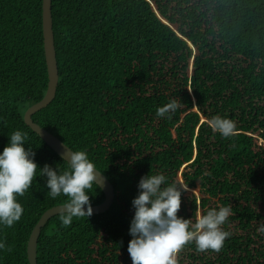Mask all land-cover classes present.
<instances>
[{
    "label": "trees",
    "instance_id": "obj_1",
    "mask_svg": "<svg viewBox=\"0 0 264 264\" xmlns=\"http://www.w3.org/2000/svg\"><path fill=\"white\" fill-rule=\"evenodd\" d=\"M57 85L32 120L73 151L84 150L111 183L110 206L63 227L40 228L36 264H132L127 251L140 178L188 184L177 216L232 206V235L219 253L184 246L178 264H264V0H51ZM42 0H0V152L17 130L35 153L37 176L24 213L0 224V264H29L26 244L42 213L67 197L48 195V164L67 163L23 120L47 87ZM172 99L171 119L156 110ZM237 124L223 138L204 121ZM91 205L104 193L93 186Z\"/></svg>",
    "mask_w": 264,
    "mask_h": 264
},
{
    "label": "clouds",
    "instance_id": "obj_2",
    "mask_svg": "<svg viewBox=\"0 0 264 264\" xmlns=\"http://www.w3.org/2000/svg\"><path fill=\"white\" fill-rule=\"evenodd\" d=\"M183 104L172 99L156 110L157 117L171 119ZM214 132L227 139L238 135L234 120L214 115L204 121ZM27 133L15 131L9 142L0 152V224L12 227L18 222L24 208L17 202L30 189L37 176L38 166L34 161L35 153L24 148ZM63 159L67 167L62 172L48 164L40 168V175L46 176L48 195L55 199L61 195L67 200L61 205L59 219L63 227L71 225L73 218H88L93 214L88 193L98 186L99 170L84 150L73 151L66 146ZM166 183L163 174L142 176L138 182V195L133 198L135 209L130 222L127 251L132 264H178L177 256L189 243H195L198 252L212 250L219 253L226 238L232 233L224 230L223 225L230 215L232 206H219L198 213L193 223L191 219L177 216L181 206V192L189 191L188 184L181 182ZM259 231L264 234V225ZM0 250L11 252L12 246L0 241Z\"/></svg>",
    "mask_w": 264,
    "mask_h": 264
},
{
    "label": "water",
    "instance_id": "obj_3",
    "mask_svg": "<svg viewBox=\"0 0 264 264\" xmlns=\"http://www.w3.org/2000/svg\"><path fill=\"white\" fill-rule=\"evenodd\" d=\"M51 0H42V36H43V49L47 68V87L43 97L36 103L29 106L23 114V120L27 126H29L35 133L42 138L45 143L50 146L62 159L66 151V144H64L59 138L52 133L48 132L37 123L32 120V113L41 109L51 102L54 98L56 85H57V65L55 58V48L52 32V20H51ZM68 147V146H67ZM98 186L104 193V199L102 202L96 205H91L93 213H100L106 210L112 203L114 190L109 180L99 171ZM61 205L52 206L46 209L38 221L35 223L29 234L26 244V255L29 264H36V242L40 231V228L46 222V220L52 215L58 214Z\"/></svg>",
    "mask_w": 264,
    "mask_h": 264
}]
</instances>
